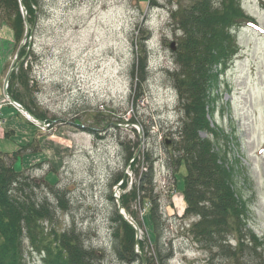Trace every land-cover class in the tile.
Listing matches in <instances>:
<instances>
[{"label":"rangeland","instance_id":"obj_1","mask_svg":"<svg viewBox=\"0 0 264 264\" xmlns=\"http://www.w3.org/2000/svg\"><path fill=\"white\" fill-rule=\"evenodd\" d=\"M179 2L185 3L39 0L34 25L19 0L27 18L21 39L0 16V150L17 154L16 170L37 183L35 192L57 207L52 226L61 231L75 226L87 245L104 254L96 264H140L118 258L111 215L148 167L146 161L141 164L144 153L154 160L155 192L164 213L161 242L172 249L169 264H208L209 253L188 235L198 218L182 217L186 168L175 176L165 166L166 138L172 143L180 123L177 92L167 73L175 69L170 43L180 35L170 26V10ZM241 5L258 25L233 30L239 52L227 69H217L208 109L232 166L234 187L247 204L249 227L264 239V0H241ZM25 44L30 45L27 54L17 61ZM145 54L147 80L139 91L132 68ZM16 62L24 63L29 87L15 80V88L30 109L53 122L28 112L36 118L32 120L7 99L5 79L11 69V75L18 72ZM129 152L140 156L139 165L133 166L134 159L127 162ZM120 174L124 180L114 183ZM42 180L55 184L54 189ZM55 193L65 195L69 209H59ZM150 209L149 201H131L130 211L124 209L140 230L137 242L147 239L148 252L154 248ZM135 248L140 253L138 243ZM28 250V264H46L40 252Z\"/></svg>","mask_w":264,"mask_h":264},{"label":"trees","instance_id":"obj_2","mask_svg":"<svg viewBox=\"0 0 264 264\" xmlns=\"http://www.w3.org/2000/svg\"><path fill=\"white\" fill-rule=\"evenodd\" d=\"M22 1L29 16L28 22L35 25L39 0ZM184 1L179 2L176 9L170 10V26L180 35L178 41L170 43L175 69L167 73L177 92L180 123L173 131L176 138L168 146L165 166L175 176L181 173L183 166L186 168L183 196L187 207L182 217L198 218L189 227L188 235L200 249L209 253L208 264H264V239L249 227L247 204L234 187L232 166L220 144L221 134L211 126L208 109L211 87L218 80L217 69H227L229 62L239 52L233 30L252 25L256 20L245 12L241 0ZM0 16L21 39L26 21L19 0H0ZM142 32L145 35V31ZM144 39L146 37L141 36V41ZM172 43H175V49L171 47ZM26 46L30 45L25 44L17 61L27 54ZM141 47L144 51L143 45ZM146 57L147 54L140 55L132 68V79L139 91L147 80ZM16 65L18 72H12L7 89L9 94L36 118L53 122L30 109L22 92L15 88V80L22 81L26 90L29 87L24 63L19 66L16 62ZM0 125L3 126V123ZM202 132H206L207 136H201ZM16 155L11 156L0 150V264H28V249L40 252L46 264H96V260L104 254L87 245L75 226L66 231L52 226L57 207H53L47 196H39L35 192L37 183L33 184L21 170H16ZM142 158L141 163L140 156L135 157L134 152H129L127 157V162L134 159L133 166L145 164L146 161L148 167L139 182L133 184L130 191L114 204L111 223L115 250L123 262L169 264L172 249L161 242L163 230L160 222L164 213L160 209V196L155 192L154 160L150 153H144ZM134 170L139 175V168ZM123 177L120 174L114 183L121 182ZM42 182H48L46 185L52 190L55 187L49 181ZM124 183L126 187L128 181ZM55 194L59 209H69V200L65 195ZM131 201L141 204L149 201L151 204L152 252L146 251L147 239L137 242L136 230L119 213V204L130 211ZM137 243L140 253L135 248Z\"/></svg>","mask_w":264,"mask_h":264},{"label":"water","instance_id":"obj_3","mask_svg":"<svg viewBox=\"0 0 264 264\" xmlns=\"http://www.w3.org/2000/svg\"><path fill=\"white\" fill-rule=\"evenodd\" d=\"M22 6H23V4H22ZM25 20H26V22H27V18L25 17ZM27 24V23H26ZM29 27V26H28ZM173 49H175V43H172V46H171ZM11 71H12V69L9 71V73H8V75H7V77H6V79H5V91H4V93H5V95H6V97H7V99L9 100V102L11 103V104H13L14 106H16L19 110H22V111H24L25 113H27V114H30V116L32 117V119L34 120V119H36L35 117H34V115H32L31 113H28V111L25 109V107H23L21 104H19L18 102H16L15 101V99L9 94V92H8V85H9V80H10V75H11ZM39 121V120H38ZM41 122V121H40ZM42 122H44V121H42ZM166 144L168 145V146H170V144H171V141H170V139L169 138H167L166 139ZM119 213L125 218V220H127L132 226H134V228L136 229V232H137V235H138V239H139V236H140V230L136 227V225L134 224V223H132V222H130L129 220H128V218H127V216H126V214H125V210L122 208V206H121V204H119ZM126 216V217H125Z\"/></svg>","mask_w":264,"mask_h":264},{"label":"bare ground","instance_id":"obj_4","mask_svg":"<svg viewBox=\"0 0 264 264\" xmlns=\"http://www.w3.org/2000/svg\"><path fill=\"white\" fill-rule=\"evenodd\" d=\"M26 114V113H25ZM27 116H29L30 114H26ZM31 117V116H30ZM31 119H32V117H31ZM33 120V119H32Z\"/></svg>","mask_w":264,"mask_h":264}]
</instances>
